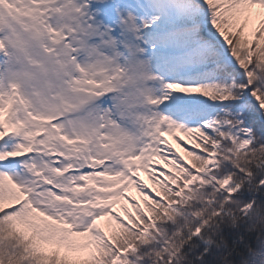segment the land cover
Segmentation results:
<instances>
[{
	"label": "snow or ice",
	"instance_id": "6c2138e0",
	"mask_svg": "<svg viewBox=\"0 0 264 264\" xmlns=\"http://www.w3.org/2000/svg\"><path fill=\"white\" fill-rule=\"evenodd\" d=\"M0 264H264V0H0Z\"/></svg>",
	"mask_w": 264,
	"mask_h": 264
}]
</instances>
